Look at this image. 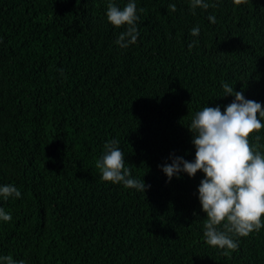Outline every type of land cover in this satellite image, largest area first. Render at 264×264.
Segmentation results:
<instances>
[{
  "label": "trees",
  "instance_id": "obj_1",
  "mask_svg": "<svg viewBox=\"0 0 264 264\" xmlns=\"http://www.w3.org/2000/svg\"><path fill=\"white\" fill-rule=\"evenodd\" d=\"M108 2L0 0V186L21 192L0 197L12 216L0 220V256L264 264V228L221 255L203 236L204 174L169 182L161 170L173 155L195 160L188 127L204 107L224 112L233 102L222 83L264 108V0H205L215 7L194 15L190 0H135L139 37L126 49L115 41L127 26L108 22ZM112 2L123 9L129 0ZM111 140L145 193L102 181L95 163ZM249 140L264 145V129Z\"/></svg>",
  "mask_w": 264,
  "mask_h": 264
},
{
  "label": "clouds",
  "instance_id": "obj_2",
  "mask_svg": "<svg viewBox=\"0 0 264 264\" xmlns=\"http://www.w3.org/2000/svg\"><path fill=\"white\" fill-rule=\"evenodd\" d=\"M247 3L248 0H234L237 6ZM210 6L215 7L205 0H190L193 15L197 8L207 10ZM168 10L175 13L176 5L170 4ZM106 16L117 29L127 26L115 41L119 47L126 49L137 42L139 16L135 0H129L123 9L109 0ZM208 19L216 23L214 15H209ZM199 34V26L191 29L193 37ZM197 43L194 40L189 44V50ZM60 71L63 74V70ZM222 87L225 97L234 96L233 102L224 112L219 106L204 107L195 113L188 127L193 137L195 160L190 162L173 155L171 163L163 165L161 170L169 182L173 177L179 178L181 172L190 178L197 172L204 174L198 188L199 202L206 214L203 236L207 245L230 257L238 250L239 238H247L264 228V145L251 144L249 140L252 134L264 129V108L256 101L245 99L243 91L234 92L227 83H222ZM117 145V140L106 143L104 153L95 163L102 181L145 193L150 186H146L143 179L132 177ZM0 197L4 200L20 198L21 192L14 184H8L0 186ZM0 220L9 222L12 216L0 208ZM0 264H24V261H14L7 255L0 256Z\"/></svg>",
  "mask_w": 264,
  "mask_h": 264
}]
</instances>
